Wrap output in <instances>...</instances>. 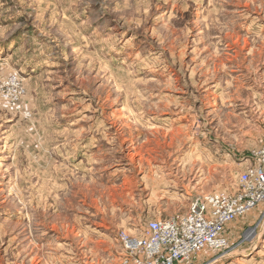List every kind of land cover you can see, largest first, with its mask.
<instances>
[{"label": "rangeland", "instance_id": "obj_1", "mask_svg": "<svg viewBox=\"0 0 264 264\" xmlns=\"http://www.w3.org/2000/svg\"><path fill=\"white\" fill-rule=\"evenodd\" d=\"M262 133L264 0H0V264H118ZM224 237L181 264H264V203Z\"/></svg>", "mask_w": 264, "mask_h": 264}, {"label": "built area", "instance_id": "obj_2", "mask_svg": "<svg viewBox=\"0 0 264 264\" xmlns=\"http://www.w3.org/2000/svg\"><path fill=\"white\" fill-rule=\"evenodd\" d=\"M251 158L254 164L239 174L237 190L199 195L185 212L149 221L143 236L120 234L125 253L118 264L189 263L205 248L223 250L225 228L264 203V140Z\"/></svg>", "mask_w": 264, "mask_h": 264}, {"label": "crops", "instance_id": "obj_3", "mask_svg": "<svg viewBox=\"0 0 264 264\" xmlns=\"http://www.w3.org/2000/svg\"><path fill=\"white\" fill-rule=\"evenodd\" d=\"M263 135H264V133H262L260 136H259V140L258 141H260V142H262V137H263ZM264 138V137H263Z\"/></svg>", "mask_w": 264, "mask_h": 264}, {"label": "bare ground", "instance_id": "obj_4", "mask_svg": "<svg viewBox=\"0 0 264 264\" xmlns=\"http://www.w3.org/2000/svg\"><path fill=\"white\" fill-rule=\"evenodd\" d=\"M251 233H252V230H251Z\"/></svg>", "mask_w": 264, "mask_h": 264}]
</instances>
